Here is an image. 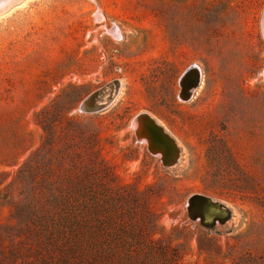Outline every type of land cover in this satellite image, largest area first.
<instances>
[{"label": "rangeland", "instance_id": "obj_1", "mask_svg": "<svg viewBox=\"0 0 264 264\" xmlns=\"http://www.w3.org/2000/svg\"><path fill=\"white\" fill-rule=\"evenodd\" d=\"M263 12L264 0H23L1 14L0 225L49 182L46 121L56 176L92 168L83 189L103 264H264ZM193 69L200 84L184 101ZM120 82L108 109L81 111ZM143 114L181 149L177 166L138 141ZM65 145L74 158L61 160ZM197 193L232 219L192 220Z\"/></svg>", "mask_w": 264, "mask_h": 264}, {"label": "trees", "instance_id": "obj_2", "mask_svg": "<svg viewBox=\"0 0 264 264\" xmlns=\"http://www.w3.org/2000/svg\"><path fill=\"white\" fill-rule=\"evenodd\" d=\"M42 113L48 114L49 111ZM40 124L47 134L39 152L42 153V165L47 167L49 163L51 166H48L49 182L46 179L42 182L43 188L33 189V202L16 209L13 215L15 224L0 225V248L7 245V253L0 252V264H103L105 256L95 252L93 244L95 205L83 189L86 187L88 193L94 185L90 179L92 168H77L70 177L56 176V165L48 157L54 154L57 146L53 128L46 121ZM60 152L61 160L74 158L70 152ZM59 163L62 168L63 164ZM108 169L104 167L105 171ZM199 249L204 253L211 251L202 244Z\"/></svg>", "mask_w": 264, "mask_h": 264}, {"label": "bare ground", "instance_id": "obj_3", "mask_svg": "<svg viewBox=\"0 0 264 264\" xmlns=\"http://www.w3.org/2000/svg\"><path fill=\"white\" fill-rule=\"evenodd\" d=\"M21 1L23 0H0V15L4 14L7 10H10L14 6V4ZM101 18L103 19L104 17L99 13L98 20H100ZM262 31L264 34L263 27H262ZM115 37H120V35L116 34ZM200 71L201 70L199 69H193L192 71L190 70L182 79L181 93L183 99L186 98L191 99L194 89L199 86ZM120 87H121V82L120 84H118L117 95L119 93ZM108 89L109 90L112 89L111 86L105 88V90H107V94H106L107 96L110 93ZM136 120L133 123V127L137 131V134L139 136V142L144 141L148 143L149 150L151 153H155L154 149L151 148V143L153 141H157L160 144L166 145L165 146L166 148L170 147V143H169L170 140L165 134H163V132L159 131L155 127H152L151 124L149 123L146 124V131H144L141 129L140 124ZM154 155L161 157L160 154H154ZM191 198L192 199L188 202L189 217L194 221H199L201 225H204L205 227H209V228H214L217 225H225L232 219L233 213L231 209H229L224 203H221L219 201L212 199L211 197L198 193L193 195Z\"/></svg>", "mask_w": 264, "mask_h": 264}, {"label": "water", "instance_id": "obj_4", "mask_svg": "<svg viewBox=\"0 0 264 264\" xmlns=\"http://www.w3.org/2000/svg\"><path fill=\"white\" fill-rule=\"evenodd\" d=\"M261 26L263 27V30H264V12H263L262 18H261ZM110 86H111L112 90H109L110 93L108 96L106 95L107 90H105V88L94 93V94H92L91 96H89L87 98V100L81 106V111L85 112V113H89V114H96V113H100V112L108 109L113 104V102L115 101V97L117 96V92H118V85H116V87H114L113 85H110ZM115 88H116V93H114ZM136 121L140 124L141 129L144 131H146V124L147 123L151 124L152 127L157 128L155 121H153L148 114H143V115L139 116ZM159 131H161V130H159ZM136 136H137V139L139 141V136L137 133H136ZM169 140H170L169 141V143H170L169 148H166L165 147L166 145L160 144L157 141H153L151 143V148H153L155 151V153H152V155L160 154L161 162H162L164 167L173 168L181 162V158H180L181 157V149L178 148L176 146V144L171 139H169ZM154 156H156V155H154ZM202 226L205 227L204 225H202ZM205 228L210 229L209 227H205Z\"/></svg>", "mask_w": 264, "mask_h": 264}, {"label": "built area", "instance_id": "obj_5", "mask_svg": "<svg viewBox=\"0 0 264 264\" xmlns=\"http://www.w3.org/2000/svg\"><path fill=\"white\" fill-rule=\"evenodd\" d=\"M183 100H184V101H188V100H190V99H187V98H186V99H183Z\"/></svg>", "mask_w": 264, "mask_h": 264}, {"label": "flooded vegetation", "instance_id": "obj_6", "mask_svg": "<svg viewBox=\"0 0 264 264\" xmlns=\"http://www.w3.org/2000/svg\"><path fill=\"white\" fill-rule=\"evenodd\" d=\"M192 90V89H191Z\"/></svg>", "mask_w": 264, "mask_h": 264}]
</instances>
